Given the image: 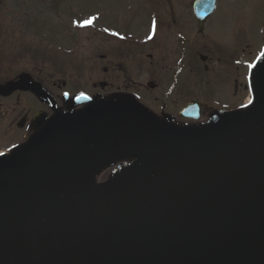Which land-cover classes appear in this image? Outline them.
<instances>
[{"label": "flooded vegetation", "instance_id": "obj_1", "mask_svg": "<svg viewBox=\"0 0 264 264\" xmlns=\"http://www.w3.org/2000/svg\"><path fill=\"white\" fill-rule=\"evenodd\" d=\"M198 1L82 0L83 18L66 9L56 27L72 52L8 53L0 89L33 83L48 99L0 94V183L91 188L131 165L153 131L173 146L222 125L239 132L258 110L264 40L229 0ZM31 53L50 67H19Z\"/></svg>", "mask_w": 264, "mask_h": 264}, {"label": "water", "instance_id": "obj_2", "mask_svg": "<svg viewBox=\"0 0 264 264\" xmlns=\"http://www.w3.org/2000/svg\"><path fill=\"white\" fill-rule=\"evenodd\" d=\"M254 83L259 111L239 132L222 125L205 138L179 136L173 146L153 131L133 164L91 188L0 183V264H236L248 258L252 245L264 241V61ZM15 90L47 99L27 82L0 94ZM236 240L244 256L230 258Z\"/></svg>", "mask_w": 264, "mask_h": 264}, {"label": "rangeland", "instance_id": "obj_3", "mask_svg": "<svg viewBox=\"0 0 264 264\" xmlns=\"http://www.w3.org/2000/svg\"><path fill=\"white\" fill-rule=\"evenodd\" d=\"M62 1L0 0V66L8 60V53L9 58H12L22 49L23 53L37 51L41 54L74 50L75 45L62 40L56 27L60 25L61 20L66 19L64 15L66 9L72 15V20L82 19L84 3H81L82 0H64L63 3ZM229 3L232 6L233 19L247 26L248 36L253 42L261 43L264 40V0H229ZM53 8L55 11H52ZM69 32L70 35L80 34L75 29ZM69 45L71 49H68ZM80 46L81 44L77 45ZM31 54L20 59L17 65L25 68H34L37 65L50 67L47 62L35 59L34 53ZM260 251L263 254L264 247ZM262 259L264 260V257ZM246 261L240 262L250 264Z\"/></svg>", "mask_w": 264, "mask_h": 264}, {"label": "bare ground", "instance_id": "obj_4", "mask_svg": "<svg viewBox=\"0 0 264 264\" xmlns=\"http://www.w3.org/2000/svg\"><path fill=\"white\" fill-rule=\"evenodd\" d=\"M262 244H264V241L263 242H261V243H256V244H254V245H252V250H251V252L252 251H254L259 245H262ZM243 244H241V243H239V241L238 240H236L235 242H234V245H233V248L231 249V252H230V255H229V257L230 258H232L233 257V255H242V256H244L243 255Z\"/></svg>", "mask_w": 264, "mask_h": 264}]
</instances>
